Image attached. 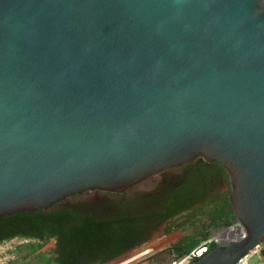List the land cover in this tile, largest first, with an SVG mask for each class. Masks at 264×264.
<instances>
[{
  "label": "water",
  "instance_id": "95a60500",
  "mask_svg": "<svg viewBox=\"0 0 264 264\" xmlns=\"http://www.w3.org/2000/svg\"><path fill=\"white\" fill-rule=\"evenodd\" d=\"M198 158L246 237L189 264H237L264 245V0H0V219Z\"/></svg>",
  "mask_w": 264,
  "mask_h": 264
},
{
  "label": "trees",
  "instance_id": "16d2710c",
  "mask_svg": "<svg viewBox=\"0 0 264 264\" xmlns=\"http://www.w3.org/2000/svg\"><path fill=\"white\" fill-rule=\"evenodd\" d=\"M173 205L175 208L164 213L161 220L173 217L188 207L179 206L176 201ZM224 209L225 213L215 218L212 215L205 216V224L197 234L190 235L173 246L177 260L189 255L206 241L210 229L222 227L225 230L237 223L229 203H226ZM138 219L139 217L124 215L98 218L57 204L49 211L38 210L2 217L0 243L14 237H27L36 241L20 249L18 260L12 264L19 263L24 250L33 255L50 242H54L52 257L44 258L49 264H108L144 242L138 237L141 232ZM184 221L187 222L188 219L185 218ZM172 231L171 227L168 233ZM215 247V244H211L209 250Z\"/></svg>",
  "mask_w": 264,
  "mask_h": 264
},
{
  "label": "flooded vegetation",
  "instance_id": "af4514ba",
  "mask_svg": "<svg viewBox=\"0 0 264 264\" xmlns=\"http://www.w3.org/2000/svg\"><path fill=\"white\" fill-rule=\"evenodd\" d=\"M230 192V179L225 169L218 163H208L198 158L178 168L166 170L124 193L85 192L61 204L62 207L98 218L123 215L139 217L141 232L138 237L144 242L128 251V254L142 249L157 235L171 234L173 231L168 233V230L171 227L173 230L177 229L185 218L188 219L187 226H194L205 224L203 219L207 215L214 218L222 215L225 213L226 203L230 205ZM174 201L178 202L179 206L188 207L173 217L161 220L164 213H169L175 208ZM218 230H222V227ZM262 250L264 256V245ZM165 252L172 255L175 248L169 247ZM148 253L149 251L146 254Z\"/></svg>",
  "mask_w": 264,
  "mask_h": 264
},
{
  "label": "rangeland",
  "instance_id": "374dc122",
  "mask_svg": "<svg viewBox=\"0 0 264 264\" xmlns=\"http://www.w3.org/2000/svg\"><path fill=\"white\" fill-rule=\"evenodd\" d=\"M187 224L188 223H186V221H182L179 227L173 230L171 234L165 236L162 234L157 235L153 240H151L148 245H146L142 249L132 251L122 258L120 257L119 259H116L110 264H122L133 258L136 259L128 264H172L177 260L178 256H176L175 254H166V249L174 246L180 240L190 235L197 234L201 229L200 226L202 225L201 223H199L200 225L187 226ZM229 228L225 230L211 229L209 238L206 241H203L201 245L209 242H218V246H222L221 244H225L227 241H220L218 237L223 235ZM262 247L263 245L259 248L258 253H256L254 257L251 258L250 264H264ZM53 248L54 244L50 242L46 246H44L38 253L33 255H29L28 250H24L22 253V258L18 264H49L44 261V258L52 257ZM148 251L149 253L146 254Z\"/></svg>",
  "mask_w": 264,
  "mask_h": 264
},
{
  "label": "built area",
  "instance_id": "2783aa9c",
  "mask_svg": "<svg viewBox=\"0 0 264 264\" xmlns=\"http://www.w3.org/2000/svg\"><path fill=\"white\" fill-rule=\"evenodd\" d=\"M239 223H235L233 227L228 230L238 227ZM227 230V231H228ZM226 231V232H227ZM225 232V233H226ZM225 233L219 236L220 241H227L225 244H221L222 246L228 245L230 243L229 239L225 237ZM36 241L27 237H14L8 240H5L0 243V264H12L18 260L19 250L25 248L31 244H34ZM215 244L216 247L219 245L218 242H209L204 243L199 248L194 250L189 255L181 258L179 260L174 261L172 264H189L194 259L202 257L204 254L209 252V245ZM260 248V247H259ZM259 248L255 251H252L248 256L240 260L237 264H250L251 258L254 257L256 253H258Z\"/></svg>",
  "mask_w": 264,
  "mask_h": 264
},
{
  "label": "bare ground",
  "instance_id": "6f19581e",
  "mask_svg": "<svg viewBox=\"0 0 264 264\" xmlns=\"http://www.w3.org/2000/svg\"><path fill=\"white\" fill-rule=\"evenodd\" d=\"M225 237L229 239L230 243L231 242H237L240 241L242 239H244L246 237V231L243 228V226H241L240 224L238 225V227L232 228L230 230H228L225 233ZM259 247L254 248L252 251L257 250ZM136 258H133L131 260L126 261L125 263L122 264H128L131 261L135 260Z\"/></svg>",
  "mask_w": 264,
  "mask_h": 264
}]
</instances>
